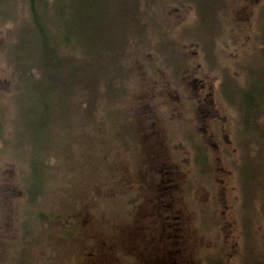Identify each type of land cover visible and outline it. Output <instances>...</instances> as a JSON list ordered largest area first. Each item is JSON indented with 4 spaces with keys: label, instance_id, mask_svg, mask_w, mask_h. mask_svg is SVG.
<instances>
[{
    "label": "rangeland",
    "instance_id": "obj_1",
    "mask_svg": "<svg viewBox=\"0 0 264 264\" xmlns=\"http://www.w3.org/2000/svg\"><path fill=\"white\" fill-rule=\"evenodd\" d=\"M111 2L107 16L114 19L119 43L128 40L135 50L124 85L126 93L111 73V95L123 96L111 101L104 127L96 121L104 130L93 142V149L83 146L76 152L73 147L76 156L65 164L70 171L65 179L69 187L61 194L67 198L65 203L74 219L84 223L83 235L69 242L60 241L57 235L42 264H128L129 256L137 260L133 264H206L197 251H207L213 257L220 253L221 264H239V202L232 164L235 117L219 95V71L210 68L224 66L242 81L236 65H241L242 58L256 46L254 17L262 0H226L235 41L224 34L225 42L216 40L213 56L210 50L205 53L196 43L177 38L178 31L194 21L190 5L178 6L168 0ZM1 3L5 23L0 24V107L8 105L9 98L19 107L21 98L12 95V68L6 56L9 47L15 49L22 39L21 31L28 21L27 3ZM171 43L178 46L185 62L178 72L179 58ZM149 46L154 50L142 57ZM7 107V120L12 122L13 108ZM129 120L146 153L134 149L138 136L135 140L130 136ZM10 132L5 131L4 137ZM197 143L206 149L213 168L211 178L197 174L193 162ZM17 176V165L3 155L0 241L5 250L11 249L6 245L18 228L16 207L21 195ZM152 176L156 205L148 202L153 193ZM60 197L49 195L54 200ZM201 216H213L209 227H198ZM253 230L257 232L258 259L264 264L262 223ZM45 240L51 243V239ZM9 252L4 253L2 263H7ZM169 252L174 253L171 258ZM39 254L43 252L37 257Z\"/></svg>",
    "mask_w": 264,
    "mask_h": 264
},
{
    "label": "trees",
    "instance_id": "obj_2",
    "mask_svg": "<svg viewBox=\"0 0 264 264\" xmlns=\"http://www.w3.org/2000/svg\"><path fill=\"white\" fill-rule=\"evenodd\" d=\"M108 1L112 0H26L28 21L21 35L28 44L20 38L6 56L12 68V95L21 98L18 107L8 97L12 122L7 120L8 105L0 107V159L8 155L17 165V190L21 195L16 207L18 228L6 245L11 249H3L0 241V264H5L4 253L9 250L6 264H42L57 235L66 242L83 235L84 223L74 219L66 206L67 198L61 194L69 187L65 179L70 171L65 164L76 156L73 147L76 152L83 146L93 149V142L104 130L103 121L110 117L111 101L123 96L111 95L110 74L125 92L135 57L128 40L119 43L114 19L107 16ZM168 1L178 6L188 4L195 14L194 21L178 31L177 38L196 43L205 53L210 50L212 56L216 40L225 42L224 34L235 41L226 0ZM1 2L0 24L5 23ZM253 41L256 46L242 58L241 65H236L241 82L224 66L210 68L219 71V95L235 117L232 143L236 153L232 164L239 202V264H263L258 259L257 232L253 228L257 223L264 228V0L256 7ZM172 46L179 58L178 72L185 62L178 46ZM126 49L131 52L126 54ZM151 50L153 47H147L142 57ZM130 123L129 134L135 140L138 135L130 129ZM9 129L10 135L4 137ZM140 143L138 136L134 149L146 153ZM193 152L198 176L209 178L213 168L205 147L197 143ZM152 181L148 202L156 205L153 176ZM51 194L61 197L50 199ZM133 212H137V205ZM212 220L213 216H201L198 227L207 228ZM45 238L51 243L47 244ZM38 252L43 254L37 257ZM169 253L171 258L174 253ZM200 256L206 264H221L220 253L213 257L207 251H197ZM128 260V264L137 261L131 256Z\"/></svg>",
    "mask_w": 264,
    "mask_h": 264
}]
</instances>
